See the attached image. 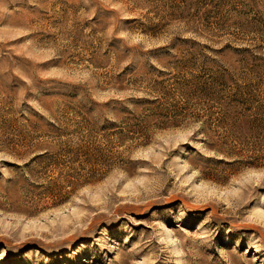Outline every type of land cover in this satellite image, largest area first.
<instances>
[{"label": "rangeland", "instance_id": "1", "mask_svg": "<svg viewBox=\"0 0 264 264\" xmlns=\"http://www.w3.org/2000/svg\"><path fill=\"white\" fill-rule=\"evenodd\" d=\"M0 264H264V0H0Z\"/></svg>", "mask_w": 264, "mask_h": 264}, {"label": "trees", "instance_id": "2", "mask_svg": "<svg viewBox=\"0 0 264 264\" xmlns=\"http://www.w3.org/2000/svg\"><path fill=\"white\" fill-rule=\"evenodd\" d=\"M217 114H218V117L216 118V120L219 123L227 122L231 118V112H229L227 109H225L223 107V105L220 106V111L217 112Z\"/></svg>", "mask_w": 264, "mask_h": 264}]
</instances>
